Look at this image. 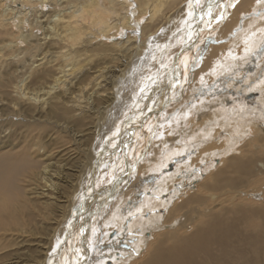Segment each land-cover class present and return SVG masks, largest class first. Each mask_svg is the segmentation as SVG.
Here are the masks:
<instances>
[{
  "label": "bare ground",
  "instance_id": "1",
  "mask_svg": "<svg viewBox=\"0 0 264 264\" xmlns=\"http://www.w3.org/2000/svg\"><path fill=\"white\" fill-rule=\"evenodd\" d=\"M39 1L42 4L44 2V0ZM106 1L112 6L105 7L101 0H94L84 5L81 4L71 11L70 17L73 18L69 22L73 23L71 39H81L83 36V34L74 31L75 25L88 27L91 31H95L97 29L96 26H98L99 30L111 27L116 29L117 33L120 31L124 33L128 32L134 29V27L137 29L141 26L146 27L144 23L140 24L143 21L140 20L142 16L137 4H134L135 9L133 10H135V16H133V14L130 15V0ZM154 1L156 3H154L150 10L149 16H144L146 19L154 20V14L157 12L156 6L170 5L173 2L176 3L178 8L164 12L162 16L163 20L155 26V29L151 33L137 32L128 36L126 35L125 38L127 40L125 41L130 40L131 44L132 42L133 44L131 47H127L129 49L122 51L119 56L121 60L118 61L120 63L110 73L105 74L99 71L94 76V78L97 77V79H93L96 80V89L98 86L102 88V85L98 81L101 77L105 79V82L108 84L107 86H109L112 76L115 77L112 81L124 75L127 80L119 81L121 83H117L118 85L116 86L118 87H114L115 90L111 89V84L109 86L111 91L104 99V103H107L111 98L112 100L111 103L107 104L108 106L105 105L108 108L107 110L103 108L105 117L103 116L101 118L103 120L96 124L98 135L91 148L94 152L91 156L92 159L87 161L84 169L80 168V165L78 166L83 176L79 181L75 196H72V199L74 198L73 204L64 215L65 221L62 222V228L55 236L54 243L47 250L49 251L47 255L45 253L42 264H53V262L55 264H71L73 262H76V264H87L86 257L90 253L81 256L82 259L77 262L80 258L77 259V255L79 254L78 248H81L79 244L84 246L86 250L90 248L92 251H96L100 247L103 248L104 244H109L108 251L111 253V249H114L113 246L111 248V245H113L111 243L120 240L118 238L119 231L121 232L120 235H122V231L131 232L132 239L134 238L135 240L138 238L136 233H140L142 236L137 239L135 249H143V253L135 258L132 256L134 252L131 253L132 255H130V252H126L128 251L126 249L130 241L129 239V241H125L126 245L121 248L124 252V257L119 256L115 258L108 253L103 257L105 251L101 252L102 250H100V252L98 251L99 256L96 257L98 259L93 262L91 260L92 263L90 264H104L106 257H114V260L123 264H264V206L251 203V201L245 202L241 199L245 198L247 200V198L239 194L240 188H250L264 193V116L261 114L262 111L248 114L245 109L248 106L247 102L241 101V98L248 92L247 89L250 86L252 87V83H254L251 82L254 80V77L249 79L251 76L248 74V70L252 71L255 70V67H260V70L257 71L260 72L262 70L263 72L259 73L261 75L259 76V82H264V78L262 77V75L264 76V65H260V62L255 60V58L248 60L249 56L253 54L258 55V53L264 50V13H261L259 16L257 15V17L253 16L252 18L243 20L248 25H245V28L242 26V29L236 35L234 34L235 37L230 39V42L224 47L214 46L212 43L214 40L211 41V37L214 39L215 36L218 37L227 31L233 30L240 17L246 16L244 14L246 7L251 8L255 12L259 9L262 10L260 6L264 5V0H238L237 3L236 0H187L185 4H183L184 0ZM252 1L254 2L253 4H251ZM137 2L140 7L141 4L146 2L151 3L152 0H137ZM16 9L19 12L25 11L23 5L16 7ZM122 9L124 11L120 17L121 23L119 20L112 23L113 20H110V18L112 16L116 17L118 15L117 11ZM181 9H183L182 15H184L185 19L184 35L182 36L181 32H178L174 36V39H172L174 32L170 30H174L175 26L174 22L170 20ZM239 14L242 16L238 17ZM145 18L144 20H146ZM15 22L17 23V19H15ZM164 31L171 35L168 36V40H165L167 36L165 35L164 41L162 40L163 43L161 44L162 51L155 57V65H151L152 63H149V60L152 61L154 59L152 56L154 49L151 47L161 42L157 38H162L166 34ZM133 32L135 31L133 30ZM157 40L159 41L158 43H156ZM181 41L183 42L179 44ZM208 42L210 43L208 44ZM173 46H175V49L173 52L171 51L170 57L172 59L170 62L172 63V67L170 68L168 67L170 63L168 64V61H165V59L167 58V53L169 54L168 51ZM205 46H207V49L204 50ZM238 50L239 52H237ZM141 53V57L136 56ZM195 53L198 54L195 55ZM202 54L204 57L200 59L199 66V58L203 56ZM128 55L129 58L126 60ZM132 58V66L127 71L126 67L131 63L130 60ZM229 60H232V63ZM145 61L147 63L144 65V68L148 69L149 67L151 73L143 74V72L141 77H144V82H141L139 79L141 70H138V66ZM250 61L252 64H249ZM236 69L237 71L243 70V77L235 79L236 81L244 80L243 84L241 83V87L246 88L237 86L235 90L231 89L230 84L232 83L229 82L232 78L231 72ZM112 71L118 73L114 74ZM254 72L256 74V71ZM69 75L70 73L66 72V70H62V74L55 78L56 86H61L62 84V87L65 88L66 77ZM193 81L196 82V85L192 87ZM163 85L164 88L159 100V96L157 95V98L155 93L159 92ZM254 85L257 86L255 83ZM134 87H142L146 92L145 98L149 101L145 100L144 97L142 99V92L137 94L139 98L137 100L142 102V107L149 105L151 107V104H155L148 112L141 114L139 118L136 115L137 119L129 123H127L128 119L125 117L126 119L124 118L122 124H127L120 126L118 116L129 106L130 97L134 100V95H136ZM57 88L60 87H56L54 90ZM127 89L133 96H124L123 93ZM193 89L197 91V94L191 93V97L190 91ZM115 93H118L116 99H114ZM189 95L191 97L190 101L184 102L185 98L189 97ZM260 97H262L260 100L261 105L264 107V94ZM260 97L258 98L260 99ZM30 98L39 99L38 94L34 93H31ZM150 98L152 99L150 100ZM233 102L234 104L230 105ZM226 105L230 106L227 107ZM174 106L178 108L182 107L179 109L180 114L182 113L181 116L185 115V111H190V116L196 113L197 119L190 118L188 124L187 122L180 123L182 124V126L180 125L181 128H178L177 125L175 134L173 136L170 135V137L166 135L158 136V129L155 137L157 138L158 136L159 140H150L151 138L147 140L148 142L150 141L148 155H141L143 157V164L140 168L137 167L139 172L135 181L131 182L130 186L128 185V189L126 188V190L122 191L126 181L122 185L121 183L119 184L117 180L119 169L115 168L112 170L110 164L111 162L115 164L114 157L116 154L114 153H120L122 150L118 152L117 147L109 149L110 144L108 142H111L110 138L118 139V144L124 148L123 151L127 154L125 156L126 162L127 159L130 160L131 158H127L130 156V153L129 155L127 153V144L124 138L128 137L125 134L123 138L124 132H129L135 125L138 128L151 125L152 123L153 126L156 124L157 126L160 125L156 122V118L161 117L163 119L164 116L162 117V115L165 113L164 115L167 119L166 111L174 109ZM142 107L141 109H144ZM108 110L110 111L109 114ZM188 114L189 112H187ZM165 117L161 120V123L166 120ZM157 126L156 129L158 128ZM165 127L164 131L170 128L167 125ZM116 128L118 129V133L114 135L112 131L116 130ZM139 131L137 130L136 133ZM142 131H140V134ZM177 132L178 134H176ZM136 133L135 135H137ZM247 134H249L248 137L246 136ZM222 136L224 140L221 139L220 143L213 141V138ZM241 137L244 138L241 139ZM190 139H195L197 143L205 141L209 143H201L202 145L198 148L197 153L182 164L184 168H180L182 165L179 164L172 171L166 172L168 167L166 168L165 166L169 163L168 160H172V157L177 155H184L190 143L189 141L188 143L185 141ZM132 141L134 140L132 139ZM165 144L171 146V149H167V151ZM131 146L133 145L131 144ZM216 154L221 156L218 157L219 159L216 160L215 165L212 161ZM131 157L133 158L132 155ZM31 164L30 154L24 155L23 151L6 152L0 156V231L2 229L9 231L12 227L16 226L15 223H18L19 219L24 218L23 216H25V220L28 221L29 225H33L32 223L36 221L34 212H32L33 210L30 207L31 204L18 196L21 195L22 187L24 188L22 172ZM195 164H199V167L203 166L205 169L210 168L209 170L207 169V177L194 186L195 191L185 190L183 192L184 197L173 204L166 216L167 218L163 219L161 225L153 230L162 219V215L154 212L152 215L144 218L143 213L147 209L155 211L154 209H158V205L167 202V198L160 201L158 197L159 194L168 188L166 186L177 187L179 184L180 188H183L185 182L192 181L195 176ZM135 165L137 166V164ZM52 167L50 162L45 163L41 176L48 180L49 185H55L51 179L56 174L58 175H56V180L65 182L66 179L63 174L54 172L56 170ZM109 172L111 175L109 174L110 177L107 180V194H104L103 198H100L102 195L97 197L96 193L99 192L100 188L97 187V183H100ZM176 172L180 173L178 179ZM191 172H194L192 178H190L192 176ZM121 177L123 178V176ZM186 177H188V180L185 181ZM103 185L105 186V184ZM103 185L101 187L102 190L100 189L101 191L104 190ZM146 189L152 191L150 195H145ZM178 197L180 198V195ZM88 198L91 200L90 204ZM80 199L83 201L79 202ZM102 206H110L111 213L105 219L102 217L104 222L103 220L101 222L118 228L117 235L109 241L107 235L102 233L101 229L98 228L99 223L95 224L96 227L93 224V229L91 228ZM83 216L87 217L85 223L83 220H80L84 218ZM84 224H86V230H97L93 245L88 243L87 235H89L90 231H84ZM150 230L152 232L149 235L147 234L146 238L143 233L146 231L150 232ZM25 235L26 240L34 237L32 231L25 233ZM78 238L79 243H77ZM22 241L24 242V239ZM8 246H10L9 243H4L2 247ZM104 249L106 248L104 247Z\"/></svg>",
  "mask_w": 264,
  "mask_h": 264
},
{
  "label": "rangeland",
  "instance_id": "2",
  "mask_svg": "<svg viewBox=\"0 0 264 264\" xmlns=\"http://www.w3.org/2000/svg\"><path fill=\"white\" fill-rule=\"evenodd\" d=\"M92 1L94 0H44L42 4L39 0H0V156L6 152L14 151H23L24 155L30 154L32 164L24 172H22V181L24 184V188L22 187L21 195L18 196L22 197L24 200H26L27 203L31 204L30 207L33 210L32 212H34V217L36 218V221L32 223L33 225H29L28 221L25 220V216H23L24 218L19 219L18 223H15L16 226L12 227L9 231H5L4 229L0 231V264H42L45 253L47 255V253L49 252L47 250L50 248L52 243H54L55 236L62 228V222L65 221L64 215L73 204L74 198L72 199V196H75L76 189L79 186V181L83 176V173L80 172L78 166L80 165V168L84 169L87 165V161L89 159H92L91 156L94 152L91 148L98 135L96 124L99 121L101 122L103 120L101 118H103V116L105 117V105H107L109 102L111 103L112 100L111 98L107 103H104V99L109 95V92L111 91L109 89V86L111 84V89L113 88L115 90L114 87H118L116 86L118 85L117 83L120 84L123 80H127L124 75L118 77L115 81H112L115 78L112 76L111 82L109 86H107V82H105V79L101 77L100 79H98V81L102 85V88L101 86H98V88L96 89V80H93L97 79V77L94 78L95 74H97L99 71L108 74L111 72V70H113V68H115L116 65H118V63H120L118 61L121 60V57L119 56L121 55L122 51L124 49H129L127 47H131V45L133 44V42L131 44L130 40L125 41L127 40V38H125L126 35L128 36L137 32L151 33L155 29V26H157L163 20L162 16L164 12L178 8L176 6V3L173 2L170 5L156 6L155 8L157 9V12L156 14H154V20H149L145 17L149 16L150 10L156 2L152 0L151 3L146 2L144 4H141V6L139 7V3L137 2V0H130V15L133 14V16H135V10L133 9H135L134 4H137V7L142 16L140 20L143 21L140 24L142 25V23H144V26H146L145 28L143 26L139 27V29L134 27V29L129 30L128 32L124 33L120 31L119 33H117V30L111 27L108 29L99 30L98 26H96L97 29L95 31H91L88 27L75 25L74 31L83 34V36L81 37L80 35L81 39H71V35L73 34V23H69L73 20V18L70 17L71 11L81 4L84 5ZM186 1L187 0H184L183 4H185ZM101 2L105 7L112 6L106 0H101ZM237 2L238 0H236V3ZM253 3L254 2L252 1L251 4ZM22 5L24 6L25 11L19 12L16 7ZM260 7L262 8V10L259 9L256 12L251 8L246 7L247 10H244L246 11L244 13L246 14V16L240 17L242 15H238L240 19L238 23L233 27V30L229 29L231 31H227L225 34L218 37L215 36L214 39L213 37H211V41L214 40V42L212 41L213 45L222 48L226 44H228L230 42V39L235 37L234 34L236 35L242 29V26L245 28V25H248L245 24L243 20L252 18L253 16L257 17V15L259 16L261 13H264V5H261ZM123 11V9L117 11L118 15L116 17L112 16L110 18V20H113L112 23L117 20H119V22L121 21L120 17L123 14ZM182 14L183 9L179 10L177 15L172 20H170L174 22L175 26L174 30H170L174 32L172 35V39H174V36L178 32H181L182 36L184 35L185 19L184 15ZM144 18L146 20H144ZM15 19H17V23L15 22ZM133 30L135 32H133ZM165 35H167L165 40H168V36L171 34L166 33L162 36V38H157L160 39L161 42L157 40L156 43L159 42L158 45L153 46L154 48L151 47L152 49H154V53L152 54L154 59H152V61L149 60V63H152L151 65H155V57L158 56V53L160 51H162L161 44L163 43L162 40L165 38ZM182 42L183 41H181L179 44H181ZM210 42H208V44ZM175 46H173L171 50L168 51L169 54L167 53L168 56L166 55L167 58L165 59V61H168V64L170 63L169 65L167 64L170 68L172 67V63L170 62V60L172 59L170 57L171 51H174ZM205 49H207V46L204 47V50ZM237 52H239V50ZM197 54L195 53V55ZM136 56L141 57L142 53ZM203 57L204 55L199 58V66L201 62L200 59H202ZM128 58L129 55L127 56L126 60H128ZM133 58L130 60L131 63H129L126 67L127 71H129L132 66L131 64L133 62ZM251 58H255V60L260 62V65H264V50L258 53V55L253 54L249 56L248 60H250ZM229 61L230 63H232V60ZM146 63L147 62L145 61L138 66V70H141L139 73V79L141 80V82H144V77H141V75L148 72L151 73V71H149V67L148 69H146V67L144 68V65H146ZM249 64H252V62L250 61ZM254 69L255 70H252L253 72L248 70V74H250L251 76L249 77V79L254 77V80H252L251 82H254L255 84H257V86L254 85V83H252V87L248 84L250 86L247 89L248 92H246V95L242 97L243 99L241 98V101L247 102L248 106L245 107V109L248 114L262 111L261 114L262 116H264V107H262L260 102V100L262 99V97L260 96L264 94V82H259V76H261L260 72L262 70L260 72L257 71L260 70V67H255ZM62 70H66V72L70 73V75L66 77L67 80L65 82V88L62 87V84L61 86H56L55 78L62 74ZM254 71H256V74ZM232 72V80L230 79L229 82L233 84H230L231 89L235 90L237 86L241 87L244 82V80L236 81L235 78L241 79L244 74L243 70L237 71L236 69ZM112 73L114 72L112 71ZM115 73L118 72L115 71ZM262 77L264 78L263 75ZM236 82L237 84H235ZM92 85L93 87L91 88ZM195 85L196 82L193 81L191 86L193 87ZM56 87L60 88L54 90V88ZM142 87L144 88V86ZM142 87H134L136 90L134 100L132 97H130L129 106H127L125 111L118 116V122H120V126L139 118L141 114L148 112L150 108L154 106L155 103L151 104V107H149L150 105L142 107V102L140 100H137L139 99L137 96L139 92H142V99L143 97H146V92ZM163 88L164 85L159 92H156L158 94L155 93L156 97L157 95L159 96V100L161 98ZM191 91L190 94H197V91L195 89ZM31 93L38 94L39 99H31ZM117 94L118 93H115L116 96L114 97V99H116ZM123 94L126 97L132 95V93L128 89L125 90ZM191 97L189 95V97L185 98L184 102H189ZM258 97H260V99ZM151 99L152 98H150V100ZM145 100L148 99L145 98ZM233 104L234 102L230 105ZM226 106L229 107L228 105ZM141 107L144 109H141ZM174 107V109L177 111H175L174 109L166 111L167 119L164 115L165 113L162 115V117H165L167 122L166 120H164L163 123H161V120H163L164 117L163 119H161V117H157L156 122L160 124L158 126L157 124L153 126L152 123V126L150 124L147 126L144 125L145 127H141V129L138 128L137 125H135V128L133 127L132 129L133 131H129L130 134L129 132H124L123 138L125 137V134L128 137L124 138L127 144V153L128 155L130 153V156H128L127 158H131L130 160L127 159L126 162L125 156L127 154H125V152L123 151L124 148L120 144H118L117 138H110L111 142H108V144H110L109 149L117 147L118 152L122 150V152L120 153H114L116 154L114 157L115 164H112V162L110 163L112 170H114L115 168L119 169L117 174V180L119 184L121 183L122 185V183L126 181L122 191L126 190V188L128 189L131 185V182L135 181L137 173L139 172L137 167L140 168L143 164L142 156H144L145 154V156L148 155V149L150 146V141H147L148 139L151 138L150 140L156 141V139H158V136L161 137V135H166L167 137H170V135L173 136L177 130V125L178 128H181L182 124L180 123L187 122L188 124L190 122V118L196 120L198 117L196 113H193V115L190 116V111H185V115H183V117L181 116L182 113L180 114L179 112V109H181L182 107ZM107 109L108 108H106V110ZM109 110L108 114L110 112ZM187 112H189V116L187 115ZM120 116L121 118L119 119ZM125 117L128 119V122L122 124ZM166 125L170 128H168L169 130L167 129L166 131H164ZM156 126L158 127L157 129ZM158 129V132L160 134L158 133V136L156 138L155 135H157L156 131ZM137 130L143 131L140 134V131L136 133ZM112 132L114 135H117L116 133H118V129L116 128V130H113ZM135 133L137 135H135ZM176 134H178V132ZM246 136L248 137L249 134H247ZM222 138L223 136L215 137L213 138V141H217V143H220V140ZM243 138L244 137H241V139ZM132 139L134 141H132ZM188 141L191 144L189 143V148L186 149V153L182 156H174L172 157V160L169 159V163H167V165L165 166L166 168L168 167L166 172H170V170L172 171L174 167L179 166V164L182 165L183 163H185V161L189 160L191 156L197 153L200 145L209 143L206 141L201 142L202 144L197 143L195 142V139L186 140L185 142L188 143ZM131 144L133 146H131ZM168 144H165L166 150L171 149V146H169ZM131 155L133 156V158L131 157ZM161 155L163 156V154ZM220 156L216 154L213 161L211 159L212 163H215L216 165V160L219 159L218 157ZM48 162H50L56 170L54 172L63 174L64 178L66 179L65 182L58 179L56 180V177L58 176L56 174L57 176L55 175L54 178L51 179V181H54L55 183V188L53 185L48 184V180L46 178H43L41 176V172L44 169V164ZM105 164L103 163V165ZM135 164H137V166ZM182 166L180 168H184V166ZM194 168L195 176L194 172H191L192 176H190V178L194 176L192 181L185 182L183 188H180L179 184L177 187L166 186L168 188L164 192L159 194L158 197L160 201L167 198V202L165 204L158 205V209H154L155 211L147 209L145 213H143L144 218L152 215L154 212L156 214L162 215V219L157 223L153 230L161 225L163 219L167 218L166 216L171 210L173 204L177 200L184 197L183 192L185 190H196L194 186L199 182H202L203 179L207 177V169H210H205V167L203 166L199 167V164H195ZM178 173L179 172H176L177 179L180 177L178 176L180 175V173ZM109 174L111 175V173L109 172L107 176L103 177L102 181L100 180V183H97V187H100L99 192H95L97 194V197L99 195H102L100 198H103V195L107 194V180L110 177ZM48 176H50V174H48ZM121 176H123V178ZM187 178L188 177L185 178V181L188 180ZM103 184H105V186ZM102 185L104 189L103 191H101ZM151 192L152 191L150 189H146L145 195H150ZM239 194L247 198V200L245 198L241 199L245 202L251 201V203L264 206V193H261L259 190L240 188ZM178 195H180V198L178 197ZM88 200L90 204V198H88ZM82 201L80 199L79 202ZM109 207L102 206L100 208L101 210L98 213V216L95 217L94 222L91 225V228L93 229V226L99 223L98 228L101 229L102 233L107 235V238H109L108 241L113 239L118 233V228H114L103 223L104 220L102 219V217L105 219L110 216L111 210ZM99 215L101 216V218ZM86 218L87 217H84L80 220H83L85 223ZM101 220H103V222H101ZM34 224L36 225V227ZM83 226H85L83 228L85 231L86 224H84ZM92 229L91 231L86 230L85 232L90 231L88 233L89 235H87L88 237H86L88 239V243H91L93 245V240L96 236L95 232L97 230ZM31 231L34 233V237H31L32 239L29 238V240H31L29 242V240H26L25 233ZM151 232L152 230H150V232L146 231L143 234L147 238V236L149 235V233L151 234ZM120 234L121 232L119 231L118 238L120 240L111 243L113 244L111 245V248L113 246L115 249H111V253H109L108 251L109 244H104L103 248L100 247L96 251H92V249L90 248L86 250L84 246H81V244H79V247L81 248H78L79 254L77 255V259L79 257L80 258L77 260V262L82 259L81 256L90 253L86 257V263H92L93 261L98 259L96 257L99 256L100 250H102L101 252H103V250L105 251L103 257L106 256V253L111 254L115 258L119 256L124 257V252L121 248L122 246L126 245L125 241H129V239L130 241L126 249L128 251L126 252H130V255L133 254L132 256L135 258L137 256L139 257L143 253V249L136 250L135 245L137 239L142 235L140 233H136L138 238H136L135 240L134 238L132 239V233L129 231H122V235ZM23 235L25 236L23 237ZM23 239L24 242L22 241ZM4 243H9L10 246L4 248L2 247ZM77 243H79V238L77 239ZM104 247L106 249H104ZM113 258L106 257L104 259L105 262L103 261L104 264H123L121 262L119 263ZM53 264H55V262H53ZM71 264H76V262H73Z\"/></svg>",
  "mask_w": 264,
  "mask_h": 264
}]
</instances>
